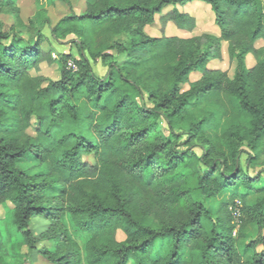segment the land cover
Instances as JSON below:
<instances>
[{"label":"trees","instance_id":"1","mask_svg":"<svg viewBox=\"0 0 264 264\" xmlns=\"http://www.w3.org/2000/svg\"><path fill=\"white\" fill-rule=\"evenodd\" d=\"M195 1L213 11L219 38L146 34L168 7L164 25L192 30L194 19L176 8ZM35 18L49 24L45 11ZM50 32L57 43L75 36L79 59L61 54L59 80L33 88L31 73L55 63L45 37L29 43L3 32L0 22V258L24 264L29 254L22 249L50 241L55 249L40 251L50 264H264V200L247 203L260 176L245 175L239 156L242 147L257 157L264 150V60L252 68L246 62L264 43V0H86L81 14ZM222 43L236 63L232 78L208 69L221 59ZM114 55L126 59L109 63L107 77L96 76L90 60ZM197 72L201 78L183 90ZM213 98L235 106L224 109L231 126L220 137L210 133L211 115L189 124L181 142L176 124ZM29 157L45 170H24ZM230 192L236 196L213 215L211 201ZM67 218L87 238L84 252ZM35 219L50 222L40 237ZM251 225L256 235L244 259L238 241Z\"/></svg>","mask_w":264,"mask_h":264},{"label":"rangeland","instance_id":"2","mask_svg":"<svg viewBox=\"0 0 264 264\" xmlns=\"http://www.w3.org/2000/svg\"><path fill=\"white\" fill-rule=\"evenodd\" d=\"M94 2L95 0H87ZM86 0H14L13 4H6L0 0V22L2 24V30L5 33L17 34L26 41L34 42L39 40V35L41 33L42 37H45L43 46L45 49L50 50L52 54V59L55 60V63L42 64L39 71H34L31 73V78H34L30 85L33 88L46 87L50 81H56L60 78L61 65L59 63L61 54H72L75 58L79 59L78 50L75 45L72 43L76 39L75 36H69L64 41L57 43L53 40L50 32V28L55 26L61 19L64 17L76 14L79 15L85 10ZM179 12L187 13L191 16L195 25L194 28L190 31L179 30L173 23L169 22L166 25L161 21V17L173 10V7L166 8L163 13L156 17L155 24L147 27L146 34L149 36L160 37L162 34L166 37H176L180 39H193L201 36H209L213 38H219L221 33L220 29L216 25L215 15L210 7L202 2H192L183 8H176ZM45 11V18L49 20V24L44 26L40 19H36L35 16L40 12ZM163 29V30H162ZM221 59L212 60L208 65V69L220 70L221 72L227 73L229 77L234 76L236 63L232 58V54L229 51V44H221ZM264 43L262 41L256 44V49L259 50V57H256L253 54H249L246 57L247 67H254L257 62L264 60ZM126 57L114 55L106 63H102L100 59L93 61L90 60L93 72L99 78H105L109 74V63L117 61L122 63ZM201 72L194 73L190 76V81L188 84H185L182 88L183 90H188L190 84L198 81L201 78ZM220 101V102H218ZM223 103V104H220ZM223 105V106H222ZM224 107V108H223ZM235 106L230 104L225 98L217 100L215 98L204 102L196 106L193 110L186 113L183 119L176 124L175 132L177 134H182L181 142H184L187 138L183 135L186 132V129L191 123H199L204 119L209 118L212 115V121H214V127L210 131L220 137L223 132L231 126L229 112L233 111ZM224 109L229 111L227 114H224ZM241 121L244 123L243 117ZM159 125L165 130L168 134V126L163 121H159ZM28 135L35 136L34 130L29 129L27 131ZM219 146H223L219 140ZM264 145L262 146V150ZM240 163L243 173L250 177L260 176V181L254 185L255 189H260L259 191H252L249 194L247 203L249 205L255 204L258 200H264V150L263 153L257 157V154L252 153L248 148H241ZM196 152L201 155V150L196 148ZM254 158L252 164L248 163L249 158ZM257 157V158H256ZM87 161L92 162L91 158H87ZM20 166L31 174H35L39 171H44L45 167H39L36 162H33L32 158L29 157L26 162L20 164ZM237 193H247L245 189H238ZM236 196V195H235ZM233 193L223 194L219 198H215L211 201L210 208L213 215H217L220 206L223 203L230 201L232 197H235ZM237 197L240 200L239 194ZM10 207V205H8ZM0 215L2 219L5 220L6 210L3 207H0ZM234 222L237 224V229L234 232L236 237L239 233L240 225V216L237 211H234ZM68 230L72 238L76 241L81 251L84 252L85 245L87 243V238L80 233L76 228L74 222L70 219H66ZM32 227L35 231L36 237L46 232L50 227V222L46 219H35L33 221ZM256 235V226L251 225L247 227L244 232L242 239L238 241V249L242 253L244 259H249L251 257L250 253L245 252V245L248 241L252 240ZM117 239L123 241L125 236L122 232H118ZM54 250L55 244L50 241H42L37 244L35 250L28 252L26 249L21 250V254H29V257L24 264H50L42 255L41 250ZM2 256V255H1ZM3 257V256H2ZM6 258V257H5ZM9 264L13 263V259L8 257L0 258V264Z\"/></svg>","mask_w":264,"mask_h":264},{"label":"built area","instance_id":"3","mask_svg":"<svg viewBox=\"0 0 264 264\" xmlns=\"http://www.w3.org/2000/svg\"><path fill=\"white\" fill-rule=\"evenodd\" d=\"M68 68L69 69H73V70H77V68H76V66L74 65V63L73 62H70L69 64H68ZM238 212V215L240 216V213H239V211H237Z\"/></svg>","mask_w":264,"mask_h":264}]
</instances>
